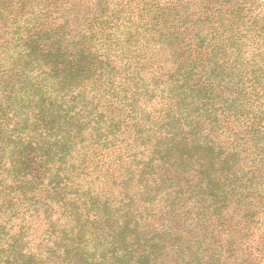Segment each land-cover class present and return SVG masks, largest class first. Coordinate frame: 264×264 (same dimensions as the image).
I'll list each match as a JSON object with an SVG mask.
<instances>
[{
  "label": "trees",
  "instance_id": "trees-1",
  "mask_svg": "<svg viewBox=\"0 0 264 264\" xmlns=\"http://www.w3.org/2000/svg\"><path fill=\"white\" fill-rule=\"evenodd\" d=\"M0 264H264V0H0Z\"/></svg>",
  "mask_w": 264,
  "mask_h": 264
}]
</instances>
